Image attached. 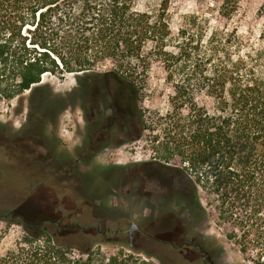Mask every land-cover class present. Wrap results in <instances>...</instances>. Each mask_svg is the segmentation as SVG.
I'll use <instances>...</instances> for the list:
<instances>
[{
    "label": "trees",
    "instance_id": "obj_1",
    "mask_svg": "<svg viewBox=\"0 0 264 264\" xmlns=\"http://www.w3.org/2000/svg\"><path fill=\"white\" fill-rule=\"evenodd\" d=\"M175 1L140 9L139 0H0V77L14 81L11 98L38 91L49 74L113 76L135 111L137 140L148 128L137 78L160 66L174 92L171 110L154 120L155 160L185 163L204 218L214 216L248 261L264 264V65L244 53L236 31H209L197 15L184 16L174 32ZM240 2L223 0L221 16L232 18ZM202 93L204 106L196 100ZM2 220L22 225L24 235L0 251V264H148L120 254L104 259L92 247L73 251L57 221Z\"/></svg>",
    "mask_w": 264,
    "mask_h": 264
},
{
    "label": "rangeland",
    "instance_id": "obj_2",
    "mask_svg": "<svg viewBox=\"0 0 264 264\" xmlns=\"http://www.w3.org/2000/svg\"><path fill=\"white\" fill-rule=\"evenodd\" d=\"M157 2L139 0L138 5L140 9H147L150 5L155 7ZM222 4L223 0L175 1L170 7L173 31H178L184 16L197 15L209 31H236L243 41L244 53H250L256 62L264 65V0H241L238 13L230 19L221 16ZM111 66L101 67V72ZM107 76L49 74L42 78L40 85L43 86L38 91H26L11 98L7 95L14 81L8 75L0 77L2 253L15 248L24 235L22 225L13 224L8 228L2 218L29 223L48 220L63 225L57 234L73 251L92 247L93 253L104 259L120 254L130 256L131 263L139 260L148 264H186L181 258L174 262L175 255L170 251H159L148 224L138 223L143 233L134 235V246L128 233L130 223L140 217L141 204L138 198L126 193L129 186L125 180L134 165L159 157L152 142L156 130L154 120L157 114L171 110L172 85L158 65L148 75L139 76L137 108L143 113L148 128L139 139L121 146L112 145L104 150L94 144L96 150L91 154L86 147L88 143L83 142L89 113L82 100L83 89L105 88L106 82H114ZM196 100L204 106L203 93ZM162 165L175 169L176 184L194 190L192 177L184 171L185 163L179 158ZM199 196L204 206L201 188ZM191 204L198 216L195 232L204 240L205 251L212 254L215 264H252L227 240L225 230L214 216L204 218L195 199Z\"/></svg>",
    "mask_w": 264,
    "mask_h": 264
},
{
    "label": "flooded vegetation",
    "instance_id": "obj_3",
    "mask_svg": "<svg viewBox=\"0 0 264 264\" xmlns=\"http://www.w3.org/2000/svg\"><path fill=\"white\" fill-rule=\"evenodd\" d=\"M108 76L106 78L114 82H106L105 88L83 89L82 100L89 112L83 142L88 143L86 147L91 154L96 150L94 144L106 150L112 145L130 142L138 135L135 111L129 105L127 91L118 87L121 82L117 78ZM87 157L90 159V155ZM129 171L125 180L129 186L126 193L138 198L141 204L140 217L130 223L129 229L133 223L148 224L159 251H170L176 263L181 258L186 264H215L212 254L205 251L204 240L195 232L198 216L191 204L193 190L176 184L175 169L154 160L136 164ZM67 185L75 186L74 183ZM142 233L140 226L133 234L129 233L132 246L135 245L134 235Z\"/></svg>",
    "mask_w": 264,
    "mask_h": 264
},
{
    "label": "water",
    "instance_id": "obj_4",
    "mask_svg": "<svg viewBox=\"0 0 264 264\" xmlns=\"http://www.w3.org/2000/svg\"><path fill=\"white\" fill-rule=\"evenodd\" d=\"M137 227H138V225L136 223H133L131 228L129 229V233L133 234L136 231Z\"/></svg>",
    "mask_w": 264,
    "mask_h": 264
}]
</instances>
